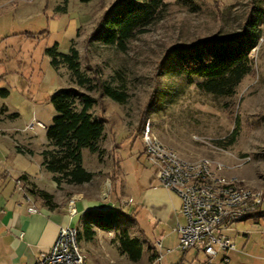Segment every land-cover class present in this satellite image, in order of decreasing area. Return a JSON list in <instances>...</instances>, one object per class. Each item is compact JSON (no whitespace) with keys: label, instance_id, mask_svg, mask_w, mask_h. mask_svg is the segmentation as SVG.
<instances>
[{"label":"rangeland","instance_id":"374dc122","mask_svg":"<svg viewBox=\"0 0 264 264\" xmlns=\"http://www.w3.org/2000/svg\"><path fill=\"white\" fill-rule=\"evenodd\" d=\"M129 8L130 3L118 0H0V89L35 94L40 102L50 91L74 88L97 100L89 112L104 123L99 150L82 151L83 166L93 174L92 179L75 184L61 178L58 184L55 174L49 172L48 181L41 179L39 186H33L35 201L44 203L40 191L52 192L51 202L68 208L88 264H149L133 261L120 247L125 233L141 237L144 229L150 240L158 236L147 211L140 207L135 215L132 210L133 200L155 175L154 166L142 152L146 123L180 157H208L222 163L227 176L264 192V0H165L155 19L123 49L94 36L98 28L105 31ZM254 24L259 41L250 52L251 72L231 96L200 89V80H188L173 56L178 46L232 38L253 31ZM55 43L59 52L74 46L80 72L91 83L124 91L126 99L116 101L98 89H89L88 84L79 85L66 64L52 66L46 49ZM2 98L0 94V101ZM76 104L80 109L79 100ZM22 120L17 112L7 113L0 105V140H16L9 127ZM36 139L31 147L20 145L40 157L47 140L41 133ZM79 192L98 208H121L125 216L111 229L100 228L86 211L72 213ZM243 220L224 231L235 244L227 252L228 264H264V205L259 213ZM86 224L94 231L90 240L85 238ZM178 254L166 255L165 263Z\"/></svg>","mask_w":264,"mask_h":264},{"label":"trees","instance_id":"16d2710c","mask_svg":"<svg viewBox=\"0 0 264 264\" xmlns=\"http://www.w3.org/2000/svg\"><path fill=\"white\" fill-rule=\"evenodd\" d=\"M121 1L130 3V8L107 26L105 31L102 32L103 28L100 27L93 34L100 35L106 44L118 45L123 49L130 38L143 31L155 19L165 0H118V3ZM104 19L105 17L102 22ZM251 29L253 31L246 30L232 38L204 39L189 46H178L174 49L173 56L188 80H200V89L215 95L231 96L242 79L251 72L250 52L259 41L257 24ZM57 46L55 43L52 48L46 49L52 66L66 64L79 85L88 84L89 89H98L116 101L122 102L126 99L127 94L124 91L105 83H91L80 72L79 52L74 46L68 52H59ZM0 94L6 97L9 91L0 89ZM77 100L80 102V109L77 108ZM96 102L93 96L79 93L74 88L60 89L50 95L55 115L51 125L46 127L47 147L41 152V164L45 170L55 174L58 184L61 178L69 183L81 184L89 182L93 177L83 166L82 151L85 148L93 152L99 150L98 143L103 136L104 123L89 112ZM31 192L36 193L33 190ZM38 195L47 204L54 206L51 194L40 191ZM86 214L102 229H111L125 216L121 208L89 209ZM93 236L94 231L86 224L85 238L90 240ZM120 247L133 261L140 259L142 245L137 238L125 233L120 238Z\"/></svg>","mask_w":264,"mask_h":264},{"label":"crops","instance_id":"0c3cea01","mask_svg":"<svg viewBox=\"0 0 264 264\" xmlns=\"http://www.w3.org/2000/svg\"><path fill=\"white\" fill-rule=\"evenodd\" d=\"M52 93L53 91L48 92V95L43 96L46 99L39 102L37 95H29L25 91L11 88L9 94L0 101V105L7 108V113L17 112L23 119L22 124L13 122L9 127L12 130L11 135L18 141L11 137L0 140V264H34L40 254L53 245L60 227L72 225V218L65 206L52 203L54 205L52 207L44 200V203L34 200L35 195L31 192L35 191L33 186H39L41 179L48 181L47 174L50 173L42 168L38 152L32 154L20 145L31 147L36 144L39 133L46 139V129L32 123L33 120H37L45 127L51 125ZM20 177L25 184L23 190L16 184V179ZM109 178L110 180L113 178L111 173ZM155 178L154 175L146 189L132 202L135 215L140 211V207L145 209L152 218L150 223L153 231H158V236H154L153 240L149 239L144 229L141 237H132L137 238L142 245L141 257L137 261L145 260L150 264L157 252L155 243L161 240L163 249H172L171 252L164 254L163 264H222L223 257H228L227 252H220L219 255L222 256L211 259L203 251L195 248L187 251L178 249L175 226L177 222L184 221L180 213V199ZM50 182L51 186H55L54 181ZM75 197L77 213L98 208L93 202L85 200L80 192ZM30 205L37 207L38 212L28 211ZM176 251H179V254L175 260L165 263V256ZM201 254H204L202 258L199 256Z\"/></svg>","mask_w":264,"mask_h":264},{"label":"built area","instance_id":"2783aa9c","mask_svg":"<svg viewBox=\"0 0 264 264\" xmlns=\"http://www.w3.org/2000/svg\"><path fill=\"white\" fill-rule=\"evenodd\" d=\"M36 124L45 127L40 121ZM142 142L144 155L154 166L156 179L180 199L184 221L175 226L178 249L195 248L211 259L220 252L235 249L231 237L224 231L259 213L264 205V192L251 188L235 176H227L224 165L208 157L196 160L180 157L153 135L150 123L145 125ZM16 184L21 190L25 187L21 178L16 179ZM28 211L36 213L38 208L30 205ZM155 244L157 252L152 264H163L164 254L172 249H163L161 240ZM223 261L228 263L229 258L224 256ZM34 264H88L78 244L77 228L61 226L53 245L42 252Z\"/></svg>","mask_w":264,"mask_h":264}]
</instances>
